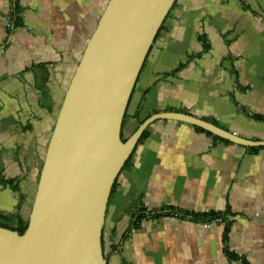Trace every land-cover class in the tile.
Listing matches in <instances>:
<instances>
[{
    "label": "crops",
    "instance_id": "obj_1",
    "mask_svg": "<svg viewBox=\"0 0 264 264\" xmlns=\"http://www.w3.org/2000/svg\"><path fill=\"white\" fill-rule=\"evenodd\" d=\"M108 2L18 0L14 28L15 0H0V211L29 217L59 110ZM161 112L264 141V0L176 1L132 93L128 130ZM147 131L108 203V264H264V147L174 120ZM169 208L226 214L227 244L226 221L205 228L167 213L134 226L142 209Z\"/></svg>",
    "mask_w": 264,
    "mask_h": 264
},
{
    "label": "water",
    "instance_id": "obj_2",
    "mask_svg": "<svg viewBox=\"0 0 264 264\" xmlns=\"http://www.w3.org/2000/svg\"><path fill=\"white\" fill-rule=\"evenodd\" d=\"M177 0H109L66 91L23 234L0 227V264H108L103 229L119 175L147 128L174 120L264 147L187 113L161 112L122 141L127 108Z\"/></svg>",
    "mask_w": 264,
    "mask_h": 264
},
{
    "label": "trees",
    "instance_id": "obj_3",
    "mask_svg": "<svg viewBox=\"0 0 264 264\" xmlns=\"http://www.w3.org/2000/svg\"><path fill=\"white\" fill-rule=\"evenodd\" d=\"M22 11H23V9L19 5L18 0H15L14 10H13V14H12V17L14 19L12 26L14 28L22 26V19H21V17H19ZM128 116H129V114H128V108H127V112H126L125 119H124V122H123L122 132H121V138H122L123 142H125L135 132V130L138 128V127H136V129H134V130H128V128H127V118H128ZM198 129L203 131V132H206V133L212 135L211 133H209V132H207V131H205V130H203L201 128H198ZM147 135H148V131L146 130L138 144L143 142V140H145ZM221 140H223V139H221ZM223 141H225V140H223ZM225 142L229 143L228 141H225ZM257 149L254 148L253 150H257ZM131 158H132V156L130 157V159L127 162V164L125 165V167H127L129 165V163L131 161ZM116 182H117V180H116ZM12 184H13V189L17 193H19L20 202H21V204H23L25 202V197L22 195L18 185H16L13 182H12ZM115 185H116V183H115ZM115 185H114V188H115ZM114 188H113V190H114ZM167 213L173 214L174 216L176 215L177 217H179L181 219L187 218V219H191V220H194V221H200V222H203V223L207 222V221H210L212 219L219 218V217H223L224 220L226 221V219H225L226 214H224V213L211 212V213H205V214H189V213L180 212V211H178L176 209H170L169 208V209H166V211H162L160 213L152 214L151 212L145 213V211L142 209V211H140L138 213V215H137V218H136V221L134 223V226L137 227L138 224L142 221V219L144 217L157 218V217H159L161 215H164V214H167ZM28 219H29V217L25 219L21 215V213H19V212L17 214H11V213H8V212L0 211V227L6 228V229H10L12 231H16L19 234H23L25 232V230L27 229V227H28ZM228 231H229V222L226 221L225 230H224V242L226 244H227ZM226 254L232 260L238 259L235 255H233L232 253H230L227 250V247H226ZM243 263L244 264H248L246 261H243Z\"/></svg>",
    "mask_w": 264,
    "mask_h": 264
},
{
    "label": "built area",
    "instance_id": "obj_4",
    "mask_svg": "<svg viewBox=\"0 0 264 264\" xmlns=\"http://www.w3.org/2000/svg\"><path fill=\"white\" fill-rule=\"evenodd\" d=\"M175 216H176V215H175ZM176 217H177V216H176ZM224 222H225L224 218H223V217H219V218L212 219V220H210V221L204 222L203 224H204V227H205V228H209V227L211 226L212 223H214V224H222V223H224Z\"/></svg>",
    "mask_w": 264,
    "mask_h": 264
}]
</instances>
